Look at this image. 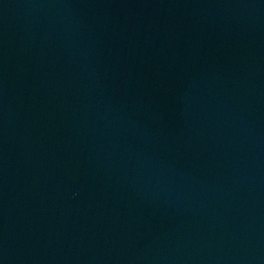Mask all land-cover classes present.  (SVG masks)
I'll list each match as a JSON object with an SVG mask.
<instances>
[{
  "label": "water",
  "instance_id": "water-1",
  "mask_svg": "<svg viewBox=\"0 0 264 264\" xmlns=\"http://www.w3.org/2000/svg\"><path fill=\"white\" fill-rule=\"evenodd\" d=\"M0 264H264V0H0Z\"/></svg>",
  "mask_w": 264,
  "mask_h": 264
}]
</instances>
